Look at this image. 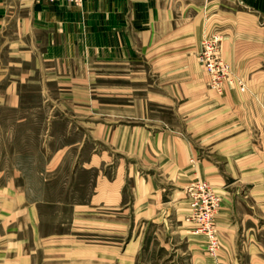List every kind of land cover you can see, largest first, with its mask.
Returning a JSON list of instances; mask_svg holds the SVG:
<instances>
[{
  "label": "crops",
  "instance_id": "0c3cea01",
  "mask_svg": "<svg viewBox=\"0 0 264 264\" xmlns=\"http://www.w3.org/2000/svg\"><path fill=\"white\" fill-rule=\"evenodd\" d=\"M208 34L245 91L210 88ZM31 89L52 188L17 185L0 143V264H132L119 241L138 224L165 233L147 238L160 264H264V0H0V142L23 134ZM200 181L223 201L216 257L183 221Z\"/></svg>",
  "mask_w": 264,
  "mask_h": 264
},
{
  "label": "rangeland",
  "instance_id": "374dc122",
  "mask_svg": "<svg viewBox=\"0 0 264 264\" xmlns=\"http://www.w3.org/2000/svg\"><path fill=\"white\" fill-rule=\"evenodd\" d=\"M213 35V34H208L206 36ZM217 35V34H216ZM204 36L202 40L206 37ZM219 36V35H218ZM221 42L222 38L219 36ZM201 40V42H202ZM220 42V45H221ZM200 49H201V43H200ZM199 55V54H198ZM198 55H197V61L200 64L198 60ZM222 55V51H221ZM223 60L229 65V70H230V79L231 83L230 84H225L224 90L227 86H237L239 88V91L243 92L245 91V86L240 78H237L232 74L231 66L230 64L226 61V59L223 57ZM208 76V75H207ZM209 78V76H208ZM209 86H210V78H209ZM210 88H212L210 86ZM213 89V88H212ZM215 90V89H214ZM223 90V92H224ZM31 95H26L28 96L25 102V118L22 120L23 123L19 121V132L20 129L23 131V134H14L13 136H9V138H5V136H2V141L0 142L3 149V157L6 158L8 162V167L6 168L9 174V177H16L19 175V180H24L23 182H18L17 185L23 186L28 190L33 198L39 197L41 195L39 189L43 186H51L52 188V183L44 182L43 180L48 178V176L52 175V172L50 170H47L44 166L40 165V163H43L44 160H46L53 152L50 150V146L52 144L51 136H50V131L48 129L49 124L47 123V120H45V114L48 112V106L42 104V97L39 96L37 93V90H30ZM216 91V90H215ZM217 92V91H216ZM218 93V94H222ZM38 95V96H37ZM40 101V102H39ZM21 120V119H20ZM46 128V129H45ZM45 129V130H44ZM76 138L80 137L79 132L76 133L75 135ZM67 151L74 156L76 154V146H67ZM53 149H58L57 152L58 155L64 153L66 151V144L65 143H57ZM5 160V161H6ZM199 183H206L216 194L220 196V193L216 191L209 183L207 182H195L190 185L188 188V212L187 215L184 218V224L186 225V235H188L191 238L200 240L204 243L205 245V253H207L211 257H216L219 253V250H217L215 255L209 254L206 248V242L205 239L202 236H195L190 233V225L187 222V218L190 212V207H189V191L192 186L195 184ZM59 186H62L63 184H57ZM61 188V187H60ZM58 188V189H60ZM220 207L222 205V197L220 196ZM218 210V213H219ZM218 213L216 214L215 217V224H216V229H217V235H218V226H217V216ZM68 217V216H66ZM45 228L52 229V222H46L44 223ZM133 227V226H132ZM156 228V227H154ZM150 226H146L145 224H138L136 229H128L124 232H122L121 237H120V244H121V249H122V254L125 248L128 249V243L130 244V253L133 255L134 263L132 264H160L156 262V260L152 261V252L151 249L152 247H147L149 244L150 240L147 241V238L149 236L153 235V233L159 234V239L158 241H153V244H156L159 242L161 238V234L165 236V233L160 228H156L153 232H150ZM73 235V234H72ZM81 236V239L83 238L84 240L91 241V239H95L99 237L98 234L96 233H78L74 236ZM171 236V235H170ZM103 237V236H101ZM219 237V236H218ZM164 239V238H163ZM167 239L165 240V242ZM219 241V238H218ZM148 243V244H147ZM149 246V245H148ZM220 246V244H219ZM151 248V249H150ZM169 251H171L170 248H168ZM154 250V249H153ZM165 251H167L165 249ZM158 252L157 250L153 253ZM66 264H79V263H72V262H67ZM122 264H128V263H122Z\"/></svg>",
  "mask_w": 264,
  "mask_h": 264
},
{
  "label": "built area",
  "instance_id": "2783aa9c",
  "mask_svg": "<svg viewBox=\"0 0 264 264\" xmlns=\"http://www.w3.org/2000/svg\"><path fill=\"white\" fill-rule=\"evenodd\" d=\"M59 0H34L37 4H54ZM69 4L80 7L84 0H64ZM220 38L213 34L206 36L201 42L198 60L210 78V86L218 93L223 92L225 84H230L229 65L221 55ZM220 196L206 183H197L189 191L190 212L187 222L190 233L202 236L206 242L209 254L215 255L219 250V241L215 224V217L220 207Z\"/></svg>",
  "mask_w": 264,
  "mask_h": 264
}]
</instances>
